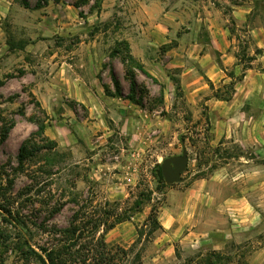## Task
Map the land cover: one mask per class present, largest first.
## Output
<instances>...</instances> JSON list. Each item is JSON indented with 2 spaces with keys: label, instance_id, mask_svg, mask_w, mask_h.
<instances>
[{
  "label": "rangeland",
  "instance_id": "374dc122",
  "mask_svg": "<svg viewBox=\"0 0 264 264\" xmlns=\"http://www.w3.org/2000/svg\"><path fill=\"white\" fill-rule=\"evenodd\" d=\"M38 1L25 8L16 0L23 10L0 25V188L10 209H0V264H41L25 260L20 245H54L77 220L99 225L111 247L135 242L124 264L137 255L142 264H208L214 253L218 264H264V104L231 105L261 53L249 32L264 27V0ZM213 27L236 40L241 66L226 70L225 82L173 52L190 35L208 44ZM128 54L158 82L133 68L132 92ZM184 149V180L169 184L158 166ZM171 214L190 216L192 229L240 231L222 248L182 242L163 227Z\"/></svg>",
  "mask_w": 264,
  "mask_h": 264
},
{
  "label": "crops",
  "instance_id": "0c3cea01",
  "mask_svg": "<svg viewBox=\"0 0 264 264\" xmlns=\"http://www.w3.org/2000/svg\"><path fill=\"white\" fill-rule=\"evenodd\" d=\"M22 10L23 7H21L16 0H0V25L3 19ZM245 12L249 13L250 11L248 10ZM237 13L242 14L243 11ZM243 18L246 20V16ZM166 30V33H168L167 28ZM210 32L211 36L208 44H204V42L197 37L195 40L192 38L189 40L190 36H192L190 35L189 37H185V39H181L179 46L173 48V52L182 57L194 58L210 80L225 82L227 76L225 73L226 70L228 71L233 68L237 70L241 66L237 60V47L235 46L236 40L229 36V33L224 28L213 27ZM249 33L254 37V46L259 49L261 53L250 62L251 66L246 70L244 78L236 83L235 94L231 105L254 103H259L261 105L264 104V27L260 26L252 28ZM163 36L164 39H166V35ZM154 42L160 41L157 40ZM6 45L4 33L0 26V55L5 50ZM217 53L221 55V63L218 61ZM198 90L200 89H197V91ZM223 103L225 102L219 99L215 100L214 98H210L208 101V104L214 107H223ZM232 131V129H225L223 130V135L229 134ZM196 203L198 202L195 201L194 204L196 205ZM218 212L217 216L220 217V213L222 212ZM169 218L168 224L163 225L166 234L172 237L176 236L182 242L192 240L193 242L195 241L198 243L202 240H209V242H212L215 245V248H222L235 236L236 232L240 231V229H237L233 224L220 225V223H217L210 229H192L187 227V224H191L190 216L181 219L180 217L176 218L171 214V217ZM177 221L179 223H176ZM177 224H180L178 228L176 227ZM240 226H243L241 230L244 232L250 231L251 227L246 225V223L239 224L238 228ZM109 235H107V238H110Z\"/></svg>",
  "mask_w": 264,
  "mask_h": 264
},
{
  "label": "trees",
  "instance_id": "16d2710c",
  "mask_svg": "<svg viewBox=\"0 0 264 264\" xmlns=\"http://www.w3.org/2000/svg\"><path fill=\"white\" fill-rule=\"evenodd\" d=\"M22 5L25 8H31L30 0H20ZM56 2H60L61 0H54ZM48 0H39L36 8H40L42 3H47ZM115 52H118L116 50ZM128 58V59H127ZM125 65L127 66L128 74L131 76L132 80V92L136 91L137 88V81L135 72L133 68L140 70L147 76L153 78L156 82L158 79L153 77L141 64L139 61L135 59V57L131 54H128L127 57L123 58ZM114 82L117 90V94L119 96H123L121 91V86L119 81L114 77ZM2 83L0 82V85ZM234 86V83H232ZM108 92V90L106 89ZM132 101L136 102L137 104H142L141 100H136L134 95L129 97ZM229 100V98L223 99ZM40 129L43 131V125H40ZM8 131H6V134ZM24 150V148H23ZM158 173L161 178H164L162 174V169L158 166ZM5 197L4 191L0 188V209L3 211H9L10 209L2 203V198ZM141 205H138L137 212L141 210ZM131 219L129 217H123L115 221L109 226V229H113L117 224L122 222L128 221ZM152 220L153 223H156L158 228L160 227L157 221V214L153 211L149 216V220ZM157 228H154L156 230ZM139 239L145 234L144 230L137 229ZM50 233V230H47L46 233ZM59 233L63 234L65 238L63 240H59L58 243L54 245L48 246H40L39 249H35L28 241H24L20 247L19 251L21 252L22 256L25 260H32L35 259L39 261L41 264H124L129 256L134 252V247L136 243L134 242L130 248H122L120 246L114 248L111 247L106 239L105 236L101 233L99 229V225H94L90 229L86 227V225H80L74 221L70 227L65 229H59ZM150 233V232H149ZM152 234V233H151ZM217 256V261L222 259L220 254L214 253L213 256ZM217 261H214L212 258L208 259V264H218ZM131 264H142L140 256L137 255L135 259L131 262Z\"/></svg>",
  "mask_w": 264,
  "mask_h": 264
},
{
  "label": "water",
  "instance_id": "95a60500",
  "mask_svg": "<svg viewBox=\"0 0 264 264\" xmlns=\"http://www.w3.org/2000/svg\"><path fill=\"white\" fill-rule=\"evenodd\" d=\"M189 163V156L186 149L182 155L173 156L166 159L162 165V174L167 183L173 184L184 180L182 174L186 170Z\"/></svg>",
  "mask_w": 264,
  "mask_h": 264
}]
</instances>
